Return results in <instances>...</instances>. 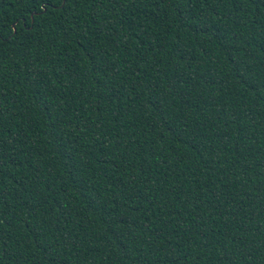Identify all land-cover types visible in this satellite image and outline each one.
<instances>
[{
	"label": "trees",
	"instance_id": "16d2710c",
	"mask_svg": "<svg viewBox=\"0 0 264 264\" xmlns=\"http://www.w3.org/2000/svg\"><path fill=\"white\" fill-rule=\"evenodd\" d=\"M0 264H264V0H0Z\"/></svg>",
	"mask_w": 264,
	"mask_h": 264
},
{
	"label": "snow or ice",
	"instance_id": "6c2138e0",
	"mask_svg": "<svg viewBox=\"0 0 264 264\" xmlns=\"http://www.w3.org/2000/svg\"><path fill=\"white\" fill-rule=\"evenodd\" d=\"M38 2L42 5V10L53 6V0H38Z\"/></svg>",
	"mask_w": 264,
	"mask_h": 264
}]
</instances>
